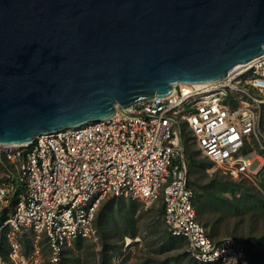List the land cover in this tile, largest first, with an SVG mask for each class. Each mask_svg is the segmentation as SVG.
I'll return each mask as SVG.
<instances>
[{"label": "built area", "instance_id": "1", "mask_svg": "<svg viewBox=\"0 0 264 264\" xmlns=\"http://www.w3.org/2000/svg\"><path fill=\"white\" fill-rule=\"evenodd\" d=\"M184 126L201 154L236 180L264 171V51L210 83L174 86L112 118L37 136L28 145H0V230L10 264H42L25 255L16 233L44 234L50 264H66L76 240L96 237L97 210L107 197L145 207L162 196L168 233L186 242L198 264H255L246 243L213 239L198 220L189 186ZM0 264H6L0 255Z\"/></svg>", "mask_w": 264, "mask_h": 264}, {"label": "water", "instance_id": "2", "mask_svg": "<svg viewBox=\"0 0 264 264\" xmlns=\"http://www.w3.org/2000/svg\"><path fill=\"white\" fill-rule=\"evenodd\" d=\"M264 51V0H0V145L107 120Z\"/></svg>", "mask_w": 264, "mask_h": 264}, {"label": "rangeland", "instance_id": "3", "mask_svg": "<svg viewBox=\"0 0 264 264\" xmlns=\"http://www.w3.org/2000/svg\"><path fill=\"white\" fill-rule=\"evenodd\" d=\"M176 126L182 131L183 126ZM185 133L188 179L200 204L197 220L215 240L231 237L244 241L251 260L264 264V215L259 213L260 197L264 199V171L256 177L230 179L201 154L191 133L186 129ZM161 206L162 196L148 208L136 199L105 198L96 214V237L72 242L65 250V263L198 264L186 253V242L168 233ZM8 212L6 209L0 212V226ZM4 234L0 230V255L10 264ZM16 238L25 255L37 248L42 264H50L44 234L37 237L30 230H22L16 233Z\"/></svg>", "mask_w": 264, "mask_h": 264}, {"label": "trees", "instance_id": "4", "mask_svg": "<svg viewBox=\"0 0 264 264\" xmlns=\"http://www.w3.org/2000/svg\"><path fill=\"white\" fill-rule=\"evenodd\" d=\"M181 141H182V144H183V147H184V150H185V153H187L188 152V148H187V141H188V139H187V134L185 133V129H184V126H183V129H182V131H181ZM189 180V179H188ZM263 181V180H262ZM189 186H190V183H189ZM193 192H194V202H193V205H194V208H195V212H196V215H197V212L199 213L200 211H199V207H200V204H199V202L196 200V198H197V193L193 190ZM261 198V203H260V205H259V213L261 214V215H264V199L262 198V197H260ZM162 211V210H161ZM99 226H100V221H101V216H99ZM204 226V225H203ZM106 255L104 256V259H103V261L105 262L106 261Z\"/></svg>", "mask_w": 264, "mask_h": 264}]
</instances>
